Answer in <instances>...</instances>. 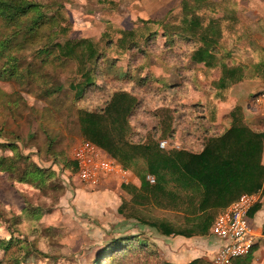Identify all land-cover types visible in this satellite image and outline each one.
I'll return each instance as SVG.
<instances>
[{"label":"rangeland","instance_id":"rangeland-1","mask_svg":"<svg viewBox=\"0 0 264 264\" xmlns=\"http://www.w3.org/2000/svg\"><path fill=\"white\" fill-rule=\"evenodd\" d=\"M32 1L47 7L48 16L55 12L62 16L61 27L66 29V35L60 34L61 41L98 42L102 55L95 67V85L86 87L79 98L66 86L55 95L46 96L45 93L50 90L51 83L56 84L53 79L67 84L69 79L77 77L72 64L55 71L45 69L42 75L52 81L48 88L42 87L37 80L31 83L32 77L24 68L37 62L33 52L27 51L17 60L23 83L0 78V93L13 94L21 101L12 110L6 98H1L0 155L8 158L16 155L18 170L29 165L52 173L43 188L17 183L16 174L14 177L0 173V239L13 241L8 250H0V264H95L101 251L112 241L134 237L152 244L155 254L136 253L128 258H118L112 264H189L196 259L212 264L214 254L204 247H210L212 243L210 229L205 235L162 237L153 229L140 225L136 219L125 220L116 212L117 206L123 204L135 215L167 222L178 230L187 232L196 225L198 215L192 213L188 195L177 189L173 180L168 188L176 192L175 198L149 196L142 179L143 160L132 162L126 169L133 175V183L127 185L131 191L121 188L118 180L112 177L104 178L95 188L85 187L77 180L70 164L73 152L80 143L88 142L81 135L77 112H101L112 95L128 93L137 101L128 116V140L131 143L155 140L164 144L165 148L161 149L164 151L199 152L206 138L228 126L230 106L222 108L225 125H213L217 121L215 102L225 101L227 88L225 92L217 88L214 80L218 79V72L211 74L213 68L191 63V54L198 47L195 37L188 38L185 33H165L161 25L178 24L183 17L182 5H186L194 9L195 14L202 15L204 22L212 17L226 16L224 9L227 8L228 14L239 13V21L244 20L251 26L263 24L259 27L261 31L264 0H238L240 9L235 0ZM223 3H226L225 7ZM144 22L150 23L152 36L149 40L142 42L136 38L134 47L122 49L123 32L141 28ZM229 24L228 21L223 23L217 37L218 54L220 50L226 52L230 48L232 36L236 34L234 30L241 34L245 28L240 21L234 24L231 32L226 28ZM248 28L253 43L252 36L259 31L256 27ZM263 59L264 53L258 52L238 58V61H246L249 72ZM257 75L258 78L249 80L262 82L261 72ZM259 93L263 94L264 90ZM241 106L247 107L243 116L245 124L254 131H264V104L250 105L247 101ZM165 111L172 133L161 139L160 122ZM5 144H13L16 151L6 148ZM49 144L51 151L47 149ZM24 208L37 212L38 216L35 219L29 217L22 211ZM251 227L255 247L240 260V264H264V235L258 227ZM127 244L133 248L137 246V240ZM238 262L233 260L231 264Z\"/></svg>","mask_w":264,"mask_h":264},{"label":"trees","instance_id":"trees-1","mask_svg":"<svg viewBox=\"0 0 264 264\" xmlns=\"http://www.w3.org/2000/svg\"><path fill=\"white\" fill-rule=\"evenodd\" d=\"M208 4L216 6L214 2ZM182 8L181 21L176 25H161V29L165 33L170 31V34L185 33L188 38L195 37L198 47L191 54V63H202L207 68H213L216 45L219 42L217 37L222 32L221 23L224 19H233L234 12L231 16L212 17L204 22V17L195 14L194 9L186 5H182ZM47 13V7L32 0H0V62H2L0 78L23 83L21 79L24 78L17 60L27 51L30 54L33 52L37 62L28 64L24 68L26 74L32 77L30 82L36 83L37 80L43 84L42 87L48 88L52 81H56V84L51 83L50 90L45 91L46 96L62 92L66 86L69 92L74 91L79 98L86 87L95 85L93 83L97 69L95 67L102 55L99 43L90 40L61 41L60 36L66 35V29L61 27L62 16L57 12L52 16H48ZM143 24L141 28L123 32L120 39L122 49L126 46L134 47L136 38L142 42L149 40L152 36L150 23ZM71 64L75 67L77 77L69 79L67 84L57 82L59 81L57 78L51 81L49 77L42 75L45 69L52 68L55 71L59 68H67ZM263 65L264 63L260 66ZM236 80L239 79L232 81ZM3 96L11 109L17 108L21 103L13 94L4 93H0V101ZM136 105L137 101L130 94L120 92L112 95L101 112L78 111L77 117L83 139L96 146L101 152L104 151L125 170L132 162L143 160L145 170L142 179L144 188L151 197L175 198L176 192L168 188L169 182L173 180L175 187L188 195V205L191 206L192 213L197 214L198 217L196 225L186 232L176 229L167 222L144 219L126 210L121 204L118 213L125 220L136 219L140 225L153 229L162 237L205 235L211 229L217 215L237 201L241 195L264 193V166L261 164L264 131H254L245 124L239 107H235L228 115L227 128L206 138L199 152L189 153L176 149L161 150L159 142L155 140H146L141 144L131 143L128 140V116ZM166 113L165 111L160 122L162 127L159 138L161 139L172 133L170 121L166 122ZM5 147L16 151L13 144H5ZM47 149L51 151V144ZM16 157V155L12 158L0 155V173L17 176L15 181L20 184L45 187V181L52 177V173L29 165L18 170ZM70 164L76 174L75 164L73 162ZM147 176H151L154 183L150 184L146 181ZM122 188L129 190L128 186ZM260 208L261 204L258 201L250 209L249 219H252ZM22 211L34 219L38 216L37 212L28 208ZM261 229V234L264 235V225ZM134 239L137 240V246L129 248L130 245L127 243ZM11 243L12 240L0 239V250H8ZM151 247L152 244L137 237L117 239L101 251L95 264H112L118 258H128L136 253L152 256L155 250ZM241 259L244 258L236 259L239 260L237 264H240ZM189 264L208 263L196 259Z\"/></svg>","mask_w":264,"mask_h":264},{"label":"built area","instance_id":"built-area-1","mask_svg":"<svg viewBox=\"0 0 264 264\" xmlns=\"http://www.w3.org/2000/svg\"><path fill=\"white\" fill-rule=\"evenodd\" d=\"M251 104H264V93L255 95ZM159 148L164 149V144L159 143ZM72 162L76 166L77 180L89 188L97 187L104 178L124 176L126 172L117 161L105 156L89 142H82L76 147ZM146 181L154 183L149 176ZM259 199V192L243 194L217 215L210 233L215 240L221 242V247L214 253L212 264H231L233 260L249 255L255 242L248 213Z\"/></svg>","mask_w":264,"mask_h":264},{"label":"crops","instance_id":"crops-1","mask_svg":"<svg viewBox=\"0 0 264 264\" xmlns=\"http://www.w3.org/2000/svg\"><path fill=\"white\" fill-rule=\"evenodd\" d=\"M235 1L237 2V9H238L240 2L238 0H235ZM225 4L226 3H223L222 6L225 7ZM226 11H227V8L224 9L225 14L227 15L228 13ZM233 14H234L233 19H229V20L224 19L221 23V27H223V23L225 21H228L229 23H231L229 24L228 27L230 31L232 32L233 30L232 28H235L232 26H234V24L236 23H240L241 21L243 24H245V28L242 30L241 34L237 33V30H234L233 33L236 32V34L232 36L233 39L230 41V44H229L230 48L226 52H223L222 50H220V54L216 53L214 57L215 65H213V70L211 71V74H214V72L216 71L218 72V79L214 80V83L216 84L217 88L220 90L224 91L227 88V93L226 94L224 93L226 95L225 101L222 102L223 100L222 99L221 101L216 100L215 102L216 103L215 113H216L217 121L213 123L214 126L219 125V124L225 125V123L222 122V120L224 121L223 119L224 110H222L223 107H226V106L231 107V109L228 112V115H229L232 109H234L233 107L237 105V107L239 106V108L241 109L242 116H245L247 112V109H246L247 107L245 106L244 108V106H241V104L242 103L245 104L248 101V103L252 105L251 104L252 96H255L257 93L264 90V79L262 82H258V81L254 82V81L249 80V79L258 78L259 75L257 74L258 73L260 74V72L264 78V65L260 66L264 63V59L262 60V63L252 67L253 69L251 68L249 72H248V68L250 67L249 64L246 61H241V62L238 61V58H241V57L247 58L258 52L264 53V42H263L264 33H262L264 31V27H262L261 31L259 29V27L263 24L251 26L249 23H246L244 20L242 21L240 19L239 21V18L237 17L239 15L238 12H237V15L236 13H233ZM228 15L231 16V13H229ZM241 27H244V26H241ZM248 27H256L257 28L256 31H259V33H255L254 36H252L253 43L250 41V38H249L250 35H248V32H249ZM235 79H239V80L232 81ZM261 164L264 166V149H263V153L261 156ZM132 176H133L132 174H129V172L126 171L124 176L123 175L113 176L112 178L118 180L122 188L123 186H127L133 183ZM124 181L126 183H124ZM260 196L261 198L259 199V202L261 204V208L252 217V219H250V224L254 227H258L259 231H261V227L264 224V193L263 194L260 193ZM119 207L120 206H117L116 208L117 213H118ZM211 240H212L211 241L212 243L210 244V247L208 245L204 247L207 248L209 253L211 252L214 254L221 247V242L215 240L214 238H211Z\"/></svg>","mask_w":264,"mask_h":264}]
</instances>
